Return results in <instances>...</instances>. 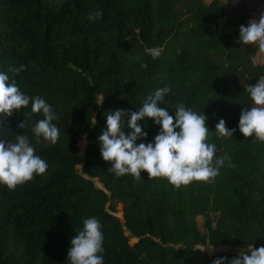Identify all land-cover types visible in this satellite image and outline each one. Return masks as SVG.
<instances>
[{
	"label": "trees",
	"instance_id": "trees-1",
	"mask_svg": "<svg viewBox=\"0 0 264 264\" xmlns=\"http://www.w3.org/2000/svg\"><path fill=\"white\" fill-rule=\"evenodd\" d=\"M95 11L103 15L90 21ZM262 12L264 0H0V72L45 99L60 131L54 145L35 143L31 128L43 116L31 113V100L0 127L7 142L27 135L48 165L14 191L0 185V264H69L71 239L88 218L101 225L104 264H229L233 252L202 248L264 246V143L238 130L251 106L242 80L264 78L257 47L238 42L239 27ZM153 47L156 59L145 52ZM163 87L171 90L159 106L173 117L180 103L205 115L214 159L229 157L211 182L176 189L145 172L138 180L108 171L98 141L106 114L136 112ZM221 119L232 137L215 134ZM138 124L147 136L137 146L153 142L159 125Z\"/></svg>",
	"mask_w": 264,
	"mask_h": 264
},
{
	"label": "clouds",
	"instance_id": "clouds-1",
	"mask_svg": "<svg viewBox=\"0 0 264 264\" xmlns=\"http://www.w3.org/2000/svg\"><path fill=\"white\" fill-rule=\"evenodd\" d=\"M102 15V11L91 12L88 19L96 20ZM238 42L245 46L255 45L259 58L264 59V12L260 14L258 21L252 19L246 26L239 27ZM145 52L153 59L161 55V49L155 47L145 49ZM141 68H147V64H141ZM22 70L23 65L8 68V72L13 74ZM9 81V75L0 72V127L3 126L4 119L27 108L31 100V113H41L43 116L31 128L35 143L54 145L59 139L60 131L52 123L58 118L52 106L40 96L30 98L19 89L15 80ZM170 90L169 87H163L148 94L142 107L136 112L128 114L124 110H115L106 114L105 128L98 137L100 155L103 161L110 164L108 171L117 178L131 175L139 180L141 172H145L148 180L164 179L178 189L194 181L211 182L218 175L219 168L229 160L227 154L214 159L216 146L208 142L210 131L206 126L205 115L186 109L180 103L176 105L173 117L169 115L168 108L159 106ZM245 92L249 95L251 106L247 110L241 109L238 130L245 139L254 137L255 141L264 143V78L254 85L245 86ZM125 115H130L127 123L132 130L130 135H125L122 131ZM145 118L159 125V132L153 142L137 146V139L147 136L138 124ZM17 127L24 129L25 121ZM234 131L235 129L226 128L225 121L221 119L214 132L219 137H232ZM35 153V146L25 134L16 135L15 142L0 139V185L14 191L17 186L31 181L34 176L44 174L48 165ZM103 240L99 221L96 218L85 219L82 230L71 239L67 261L69 264H104L101 255ZM226 259H214L212 264H225ZM229 264H264V246H250L246 251H239Z\"/></svg>",
	"mask_w": 264,
	"mask_h": 264
},
{
	"label": "rangeland",
	"instance_id": "rangeland-1",
	"mask_svg": "<svg viewBox=\"0 0 264 264\" xmlns=\"http://www.w3.org/2000/svg\"><path fill=\"white\" fill-rule=\"evenodd\" d=\"M241 0H235V2H239ZM248 2H250V0H246ZM259 17L260 16H252L250 18V20L252 19H255V20H259ZM249 20V21H250ZM248 21V22H249ZM254 63L255 64H261V63H264V59H260L259 56H258V50H257V55L254 57L253 59ZM248 79H243L242 80V85L245 87V86H248ZM85 146H86V140H85V137H81L80 140L78 141V149H79V154L82 156L83 153H84V149H85ZM96 185H98L97 181H95ZM116 216L119 217L121 219V212H120V207L118 208L117 210V213H116ZM197 224L199 226L200 229H203V226H202V219L201 218H197ZM135 241V239H131L130 242L133 243ZM203 249V248H202ZM203 251H205L206 253H208L209 255L215 253V252H233L234 254L238 255V252L241 251V249H235L231 246H219L217 248H205ZM246 251V250H245ZM250 254V253H249Z\"/></svg>",
	"mask_w": 264,
	"mask_h": 264
}]
</instances>
